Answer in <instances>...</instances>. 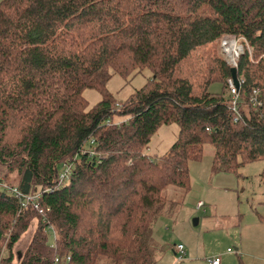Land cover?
I'll return each mask as SVG.
<instances>
[{"label":"trees","instance_id":"1","mask_svg":"<svg viewBox=\"0 0 264 264\" xmlns=\"http://www.w3.org/2000/svg\"><path fill=\"white\" fill-rule=\"evenodd\" d=\"M224 35L244 48L237 120L215 48ZM144 69L125 102L107 89ZM87 88L102 95L90 109ZM170 123L169 150L146 154ZM206 144L216 173L264 161V0H0V264H154L153 226L189 192ZM11 188L40 193L42 213Z\"/></svg>","mask_w":264,"mask_h":264},{"label":"rangeland","instance_id":"2","mask_svg":"<svg viewBox=\"0 0 264 264\" xmlns=\"http://www.w3.org/2000/svg\"><path fill=\"white\" fill-rule=\"evenodd\" d=\"M215 48L225 59L220 42ZM151 75L149 69L128 77L114 73L107 89L117 101L125 102ZM210 91L221 92L222 84L213 83ZM83 94L88 101L87 109L102 98L101 93L92 88L85 89ZM127 119V116H114L116 123ZM178 132L177 123L161 125L145 153L152 157L165 154L177 139ZM213 156L214 146L206 144L202 160L189 164V192L175 208L156 220L153 226L157 247L154 264H207L209 256H218L221 264H264V179L261 176L264 161L246 163L236 173H216L212 169ZM163 193L172 199L181 190L170 185ZM37 226L38 220L33 219L14 246V253L22 254L26 250ZM55 238V233L49 231L50 244L55 243ZM179 243L186 248V257L182 261L174 253ZM5 254L7 251L3 248L1 257Z\"/></svg>","mask_w":264,"mask_h":264},{"label":"built area","instance_id":"3","mask_svg":"<svg viewBox=\"0 0 264 264\" xmlns=\"http://www.w3.org/2000/svg\"><path fill=\"white\" fill-rule=\"evenodd\" d=\"M220 47L223 54H225V60L231 65V67L237 68V61L239 56L244 52V48L240 39L235 35H224L220 40ZM239 85H236L230 77L228 79V95L230 98L229 108L236 114L235 120L239 116V88L241 86L242 80L238 79ZM68 167L64 168L60 174V179L63 180L68 175ZM11 190L16 194V196L22 202V206H27L29 202L34 203V208L39 210L42 213V210L39 209L37 200L39 199L40 193L36 194H24L16 188H11ZM50 231L55 233L54 229L50 227ZM230 249H228L229 251ZM176 254L178 255V260L182 261L186 257L185 246L182 243H179L176 246ZM58 261V260H57ZM207 264H221V259L218 256H211L206 259Z\"/></svg>","mask_w":264,"mask_h":264},{"label":"water","instance_id":"4","mask_svg":"<svg viewBox=\"0 0 264 264\" xmlns=\"http://www.w3.org/2000/svg\"><path fill=\"white\" fill-rule=\"evenodd\" d=\"M231 72H232V79H233L234 83H235L236 85H239V81H238V76H237V69H236V67H234V66L231 67ZM195 221H196V224H197L198 219H196Z\"/></svg>","mask_w":264,"mask_h":264},{"label":"crops","instance_id":"5","mask_svg":"<svg viewBox=\"0 0 264 264\" xmlns=\"http://www.w3.org/2000/svg\"><path fill=\"white\" fill-rule=\"evenodd\" d=\"M200 203V202H199ZM185 250H186V248H185ZM174 253L176 254V247H175V249H174ZM209 257H211V256H209ZM208 258V257H207ZM206 258V259H207ZM175 262V261H174ZM170 264H174L173 262L172 263H170Z\"/></svg>","mask_w":264,"mask_h":264}]
</instances>
